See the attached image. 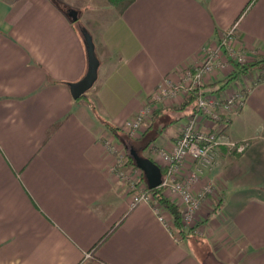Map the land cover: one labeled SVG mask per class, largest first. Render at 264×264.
Here are the masks:
<instances>
[{
	"label": "crops",
	"instance_id": "1",
	"mask_svg": "<svg viewBox=\"0 0 264 264\" xmlns=\"http://www.w3.org/2000/svg\"><path fill=\"white\" fill-rule=\"evenodd\" d=\"M65 3L77 21L59 0H0V264H264V80H241L246 101L224 131L247 149L220 147L203 177L214 184L198 218L207 220L204 239L216 251L210 261L195 253L203 244L177 238L150 204L131 206L105 142L108 125L125 130L163 80L176 82L187 66L200 65L205 49L233 28L247 61L261 58L264 0H134L102 23L99 14ZM84 29L100 66L94 85L75 99L69 83L88 70ZM229 65L207 79L204 92L231 91L207 89L234 71ZM184 125L146 149L161 168L155 150L171 146ZM192 165L185 163L182 176Z\"/></svg>",
	"mask_w": 264,
	"mask_h": 264
},
{
	"label": "built area",
	"instance_id": "2",
	"mask_svg": "<svg viewBox=\"0 0 264 264\" xmlns=\"http://www.w3.org/2000/svg\"><path fill=\"white\" fill-rule=\"evenodd\" d=\"M233 30L234 28L228 31L214 46L205 49L202 64L192 69H183L180 79L176 82L169 78L163 80L144 107L134 117L127 120L125 130L131 134L138 133L137 136H139V132L151 118L155 108L167 103L172 98L187 95L194 89L205 85L211 75L224 70L228 66L229 60L221 55L223 48L230 50L229 56L233 64H245L247 54L240 49L236 51L235 46H232L230 40H227L234 37ZM257 82L258 80L253 81V83ZM247 90L248 87L246 88L240 83L239 86L233 87L229 93L222 96L202 93L197 99L196 112L189 116L181 134L174 143L169 147L157 148L163 170V181L159 187L163 189L166 196H171L176 200L175 202L182 210L183 224L187 228H196L195 231L197 230L201 205L209 195L214 193V184L211 181H205L204 176L213 170L217 150L220 147H225L231 154H241L248 147V142L229 140L224 134L226 123L231 119V116L243 108ZM219 120L224 121L218 123ZM105 142L115 156L112 168L116 175L124 181L128 178L127 162L124 155L116 157L115 152H119L117 147L111 144L110 140ZM187 162L193 165L188 175L182 176L184 165ZM202 179L203 184L195 189L196 184ZM141 203L150 204L162 222L169 227L174 226V223L171 224L163 216V208L154 203V196L147 186L138 189L131 198L132 207Z\"/></svg>",
	"mask_w": 264,
	"mask_h": 264
},
{
	"label": "rangeland",
	"instance_id": "3",
	"mask_svg": "<svg viewBox=\"0 0 264 264\" xmlns=\"http://www.w3.org/2000/svg\"><path fill=\"white\" fill-rule=\"evenodd\" d=\"M63 1L73 3L75 5L83 7L84 9H88L87 10V14H89V15H92V16L97 15L98 16V14H99V16H98L99 17V23H102L104 21L103 19H105V21L109 20L111 18L113 19L116 15H118L117 12L120 11V8L109 5L105 0H63ZM65 2H61L59 0V3L61 5L70 6V5H67ZM103 6H108L110 9L103 11V10L100 9ZM96 8L100 9V10H97ZM93 11H95V12H93ZM227 40H230L229 42H231V45L235 46L236 51H238V49H240L239 46L237 45V42H236L234 37L230 38V39H227ZM244 53L246 54V52H244ZM230 54H231L230 50H227V48H223V52L221 53V55H224L225 59L229 60L228 61V66H230L229 64L232 63L231 59H230L231 57L229 56ZM203 62H204V60L202 61V63ZM202 63H200V64H202ZM249 64H251V63L248 62L247 59H246V62H245L244 65H248L249 69L247 70L246 74H244L243 76L241 75V78L238 76L236 78L230 79L229 81H227V80L225 81V78L228 77V76L225 75V77H224V79L222 81H218L217 83L213 84L211 87H207V89L209 91H211L212 89H215V90L218 89L219 90L221 88V86L224 85V88L228 89L226 91V93H227V92L230 91L229 88H233V87L239 86L240 83L243 80H248L249 81L251 79V81L258 80V82H260L261 80H264V65L262 63H257L256 65H249ZM228 66L225 67L224 70L229 68ZM194 67H196V66H189V67L187 66L186 68H191L192 69ZM221 72L222 71L220 70L219 73H221ZM181 96H182V99H184L186 97V95L185 96L181 95ZM184 113L185 112H182V113L179 112V114H177L179 119L174 121L171 125H169L166 128V130L160 135V137H158L156 139V143H158L160 145L161 144H165V142L168 141L169 138L172 135H174L175 131L181 125H183L184 123H186L188 121L189 116H185ZM235 114H233L231 116V118ZM223 117L225 118V116H223ZM228 122L226 123L225 127H227ZM139 133H141V132H139ZM137 135H138V133L137 134L136 133L135 134H131L129 131L121 129L117 136L113 132H110V134L107 135L106 139H105L108 142L110 140V143L114 144L117 147V150L119 152H115L116 157H118L119 155L123 154L124 158H125V160L127 162L128 178H126L124 180V184L126 185V193L129 195L130 198L133 197V195L136 193V191H138V189L144 188L145 186H147L146 181H144L142 179L143 176H144L143 171L141 169H139V168H136L128 160V155H129V153H132V149L133 148H138L140 150L141 154L146 156V157H148L150 155L149 152H147L146 150L143 151L141 149V147H139V144H140L139 140H140L141 137H138ZM141 144L143 145L144 142H141ZM154 149H156V148H154ZM155 153L158 154V151L155 150ZM203 203H202L201 206L204 205ZM197 227L199 228V232H198V228H197L196 231H195L196 228L195 229L186 228L187 230H189L192 233L191 234L192 236H190V237L192 238L193 243L196 240L204 239L205 238V227L208 228L207 226H205L204 221L199 222ZM172 231L174 232V234L176 235L177 238L181 237V235L179 234L178 230L176 228H174L173 226H172ZM207 235H208V233H207ZM208 239H207V241H208ZM204 244H203V247L199 246L200 247V248H198L199 251L195 250V253L200 257L201 260L210 261L211 260L210 257L212 255L215 256V257L217 256L215 248H213V246H211V245H208V246L206 245L205 246ZM213 264H218V263L214 262ZM221 264H224V263H221Z\"/></svg>",
	"mask_w": 264,
	"mask_h": 264
},
{
	"label": "trees",
	"instance_id": "4",
	"mask_svg": "<svg viewBox=\"0 0 264 264\" xmlns=\"http://www.w3.org/2000/svg\"><path fill=\"white\" fill-rule=\"evenodd\" d=\"M105 1L111 6L120 8V12L124 11L129 5H131L134 2V0H105ZM257 63H262L264 65V55L261 58H259L255 63L249 64V65H256ZM234 66H235L234 71L228 77L225 78V81L226 80L229 81L230 79L236 78L241 74L242 75L246 74L247 70L249 69L248 65H244L240 63H235ZM204 88H205V85L194 89V91L189 92L186 95V97L183 99V102L180 105L170 106V107H162V105H160L157 108H155L151 114L152 121L149 123V125L147 126V129L141 135V138L139 140L140 144L141 142H144V144L143 145L139 144V147H141V149L145 151L152 143L156 141L158 137H160V135L165 131V129L168 127L169 124L179 119V117L170 118L169 114H171L172 112H178L180 110L186 109L185 115L191 116L192 114H194L197 110V99L202 93H204ZM247 93L248 92L246 91L245 94L247 95ZM168 118H170L169 120L170 122H168L167 120ZM222 121L219 120L217 122L221 123ZM60 124L61 122L54 124L49 129L48 135H51L59 127ZM108 127L111 130V132H113L116 136L121 130V128H117L111 125H108ZM133 149L140 152L138 148H133ZM128 160L131 164H133L136 168H138L135 165L132 153H129ZM142 179L146 181L145 175L143 176ZM147 189L153 194L154 203L159 204L161 207L166 209L172 215L174 226L178 230L181 237L182 238L189 237L192 233L189 230H187L186 229L187 227L183 224L182 210L178 206V204L172 199H170L169 197H167L163 189L160 187L155 188V189H150L147 185ZM222 202H223L222 198H220L217 201V203L215 204V208H214L215 211L219 210L220 206L222 205ZM206 221L207 220H204V223ZM196 241L198 243H201V244L205 243L204 245H207L205 239L196 240ZM100 242L101 241L97 242L94 248L97 247ZM215 263H218V262L215 261ZM218 264H221V263H218Z\"/></svg>",
	"mask_w": 264,
	"mask_h": 264
},
{
	"label": "water",
	"instance_id": "5",
	"mask_svg": "<svg viewBox=\"0 0 264 264\" xmlns=\"http://www.w3.org/2000/svg\"><path fill=\"white\" fill-rule=\"evenodd\" d=\"M70 18L77 21L78 11L72 7L59 4ZM82 36L86 45V51L88 55V70L85 76L76 82L69 83L72 95L75 99L84 95L97 81L98 71L100 66V60L96 53V47L93 40V36L89 30L84 29ZM135 165L141 169L145 175L147 185L150 189L158 188L163 181V172L161 167L150 157L142 155L139 151L132 150Z\"/></svg>",
	"mask_w": 264,
	"mask_h": 264
}]
</instances>
